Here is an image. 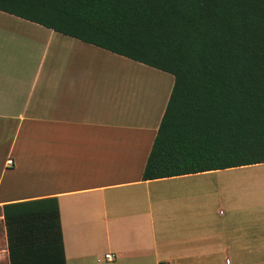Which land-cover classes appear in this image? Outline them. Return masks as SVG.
<instances>
[{
  "label": "crops",
  "instance_id": "1",
  "mask_svg": "<svg viewBox=\"0 0 264 264\" xmlns=\"http://www.w3.org/2000/svg\"><path fill=\"white\" fill-rule=\"evenodd\" d=\"M173 86L0 11V211L56 199L66 264H264V215L227 179L242 167L143 180Z\"/></svg>",
  "mask_w": 264,
  "mask_h": 264
},
{
  "label": "trees",
  "instance_id": "2",
  "mask_svg": "<svg viewBox=\"0 0 264 264\" xmlns=\"http://www.w3.org/2000/svg\"><path fill=\"white\" fill-rule=\"evenodd\" d=\"M174 76L144 181L264 164V0H0ZM10 264H66L58 201L3 206Z\"/></svg>",
  "mask_w": 264,
  "mask_h": 264
},
{
  "label": "rangeland",
  "instance_id": "3",
  "mask_svg": "<svg viewBox=\"0 0 264 264\" xmlns=\"http://www.w3.org/2000/svg\"><path fill=\"white\" fill-rule=\"evenodd\" d=\"M227 179L236 184V200L241 198V215L247 205L256 208V216L264 215V165L247 166L238 169ZM239 185V189H238ZM240 191V193H239ZM223 210V208H221ZM224 211V210H223ZM252 212H255L254 210ZM7 251L6 230L0 227V264H10Z\"/></svg>",
  "mask_w": 264,
  "mask_h": 264
},
{
  "label": "built area",
  "instance_id": "4",
  "mask_svg": "<svg viewBox=\"0 0 264 264\" xmlns=\"http://www.w3.org/2000/svg\"><path fill=\"white\" fill-rule=\"evenodd\" d=\"M7 165L8 166H12L13 165V161L11 159H9L7 161ZM0 227H2L4 229V231L6 230L5 217H4V213H3L2 210L0 211ZM115 259H116L115 255H113L111 253L105 254V256H104V260L107 261V262H110V263L113 262ZM227 262H229V261H227ZM159 264H170V263H168V262H160Z\"/></svg>",
  "mask_w": 264,
  "mask_h": 264
}]
</instances>
